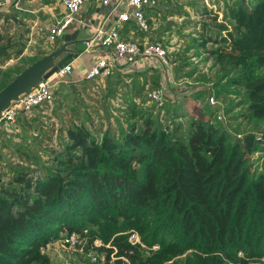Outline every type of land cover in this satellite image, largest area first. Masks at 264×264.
<instances>
[{
  "label": "trees",
  "instance_id": "trees-1",
  "mask_svg": "<svg viewBox=\"0 0 264 264\" xmlns=\"http://www.w3.org/2000/svg\"><path fill=\"white\" fill-rule=\"evenodd\" d=\"M221 1L220 20L202 22L184 48L206 53L201 64L211 58V78L200 77L219 115L202 88L172 106L151 103L144 90L156 72L147 69L105 85L123 112L115 127L72 120L38 172L19 163L0 170V264H49L43 246L59 231L87 236L76 264H264V164L255 165L264 157V0ZM24 46L21 34L0 30V65L16 58L0 69V87L44 53L23 57ZM187 65L183 77L200 71ZM118 72L107 75L117 81ZM19 113L28 124L33 114ZM95 235L109 246L91 259Z\"/></svg>",
  "mask_w": 264,
  "mask_h": 264
},
{
  "label": "rangeland",
  "instance_id": "rangeland-1",
  "mask_svg": "<svg viewBox=\"0 0 264 264\" xmlns=\"http://www.w3.org/2000/svg\"><path fill=\"white\" fill-rule=\"evenodd\" d=\"M203 5L207 8L206 12H200ZM223 7L224 4L221 0H155L154 5L147 8L149 9L147 12H150L148 18L151 20L149 35L153 37V40L154 38H161V42L167 50L166 62L150 57L134 56L131 60L116 61L111 65L109 72L119 71L124 76L123 78H128L143 69H147L149 73L156 72L155 80L149 82L144 91L147 93L153 90L158 96L157 101L168 106L186 100L195 89L202 88L206 92L204 99L210 105L217 106L219 114V111L221 112L219 110V106H221L219 100L210 101L208 97L210 92L209 81H204L200 77V74L203 73L208 80L211 78L213 70L208 68L211 58H208L207 63L201 64L200 60L206 53L202 52L200 57L193 56L195 48H190L187 51L184 48L186 44L192 43L193 39L191 37L200 36L202 22L211 24L212 22H218V18L220 20ZM181 8H184L188 15L170 14V12L181 10ZM195 9L200 14L194 13L193 10ZM7 12L14 14L12 8H9ZM1 14L7 13L0 12V30L5 34L15 35L19 33L23 39L24 36L21 32L26 33L25 25H14L13 20H7ZM214 15L215 18H213ZM192 23L194 24L191 25ZM167 24L168 26H166ZM181 24H188V26L179 29L178 26ZM210 45L209 42L205 43V47ZM190 61H197L200 71L191 77H183L181 74L188 70L190 65L187 64ZM13 64L14 61L8 59L4 65H0V69ZM114 77L115 75L110 73L109 75L96 77L92 81L74 82L70 80L69 74L55 75L52 80L50 100L31 110L33 115L28 118V124L16 119V123L11 130H6L0 125V143L2 144L0 147V170L5 169L6 165L19 163L36 168L35 171H32L33 173L38 172L41 160L47 159L49 149L58 146L59 136L62 134L60 127L63 128L72 120L78 121L80 118L88 116L94 127L106 126L107 123L115 127L118 120H123V112L119 110L120 106L116 99L107 100L104 97L105 85L109 84ZM150 102L154 103L156 101L151 100ZM21 115L19 113V116ZM250 154L251 157L256 158L258 156L256 152ZM38 159L39 161L36 163L35 161ZM263 164L264 157L259 156L258 160L255 161V165L258 168ZM91 227L97 233L99 232L96 225L93 224ZM86 231V229H83L84 233ZM127 232L129 241L140 242L138 234L131 230ZM71 233L75 238L73 244L62 239L66 235V231H59L57 238L50 239L44 244L43 251L49 257V264L77 263L79 252L82 251L87 236H80L76 232ZM100 233L102 234L103 231H100ZM101 245L109 246V242H104L99 236L95 235L90 241L89 252L95 254V252H98L96 247ZM155 247L154 244L152 248ZM185 252L188 251H184L181 255L184 256Z\"/></svg>",
  "mask_w": 264,
  "mask_h": 264
},
{
  "label": "built area",
  "instance_id": "built-area-1",
  "mask_svg": "<svg viewBox=\"0 0 264 264\" xmlns=\"http://www.w3.org/2000/svg\"><path fill=\"white\" fill-rule=\"evenodd\" d=\"M22 0H0V11L7 12L9 8L19 9ZM85 0H60L63 12L54 15L48 27L46 37L49 41H55L67 31V27L75 20V14L80 9ZM104 5H111L110 9L114 16L108 25H99L95 28L91 37L86 42V47L93 48L95 55L89 68L85 73V78L92 79L107 75L111 65L118 60H131L134 56L155 58L161 62H166L167 50L160 39L147 40L145 38L123 37L120 28L127 21L132 22L134 27L140 32H147L151 26L145 15V7L154 5L155 0H100ZM95 48V50H94ZM72 71L71 62L63 65L48 77L42 79L34 85L28 92L19 96L16 101H11L3 110L0 117V125L6 130H11L15 125L16 115L19 111L27 114L42 103H46L51 98L52 80L55 75H67ZM151 100L158 102V96L153 90L146 93ZM212 101V97H209ZM159 103V102H158ZM219 115V114H218ZM65 242L73 244L75 238L72 233L64 235ZM91 259L96 256L90 253Z\"/></svg>",
  "mask_w": 264,
  "mask_h": 264
},
{
  "label": "crops",
  "instance_id": "crops-1",
  "mask_svg": "<svg viewBox=\"0 0 264 264\" xmlns=\"http://www.w3.org/2000/svg\"><path fill=\"white\" fill-rule=\"evenodd\" d=\"M110 6V4H102L100 0H85L80 9L76 12L75 20L67 27L66 32H71L77 29L78 37L88 39L93 34L96 27L99 25H108L111 22L114 13L110 9ZM147 8L148 7H145L144 9L145 15L146 17H149L150 12H147L149 10ZM63 9L60 0H22L20 8L13 9V24L25 25L24 29L26 33L21 32L22 36H24L23 39H25V46L21 52L23 57L32 56L40 52L45 53L60 41H49L46 34L48 27L52 22V17L54 15H60L63 12ZM120 34L127 38L137 37L139 39L145 38L147 40H153V37L149 35V32L138 31L130 21H127L121 26ZM16 35H18V33H16ZM159 39L161 40V38ZM94 57L93 48L91 47H86L84 50L75 53L70 58L72 65V71L69 73L70 80L81 82L85 79V73ZM10 59L14 62L16 61V58ZM118 77L119 79H117V81L113 79L110 80V83L127 82L130 76L128 78H123L124 76L118 72ZM135 98L138 100V96H135Z\"/></svg>",
  "mask_w": 264,
  "mask_h": 264
},
{
  "label": "water",
  "instance_id": "water-1",
  "mask_svg": "<svg viewBox=\"0 0 264 264\" xmlns=\"http://www.w3.org/2000/svg\"><path fill=\"white\" fill-rule=\"evenodd\" d=\"M86 39L77 36V29L64 32L53 48L29 62L0 87V117L11 101H16L20 95L60 68L75 53L84 50Z\"/></svg>",
  "mask_w": 264,
  "mask_h": 264
}]
</instances>
